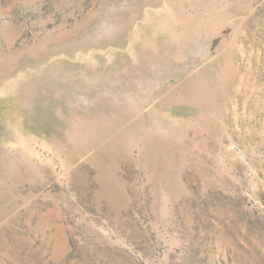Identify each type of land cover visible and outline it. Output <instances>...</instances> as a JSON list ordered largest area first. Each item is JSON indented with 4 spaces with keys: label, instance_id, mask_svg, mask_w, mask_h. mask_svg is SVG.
<instances>
[{
    "label": "rangeland",
    "instance_id": "374dc122",
    "mask_svg": "<svg viewBox=\"0 0 264 264\" xmlns=\"http://www.w3.org/2000/svg\"><path fill=\"white\" fill-rule=\"evenodd\" d=\"M0 264H264V0H0Z\"/></svg>",
    "mask_w": 264,
    "mask_h": 264
}]
</instances>
